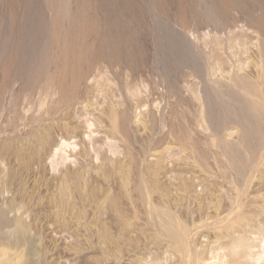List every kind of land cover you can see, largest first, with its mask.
Here are the masks:
<instances>
[{
	"label": "rangeland",
	"instance_id": "374dc122",
	"mask_svg": "<svg viewBox=\"0 0 264 264\" xmlns=\"http://www.w3.org/2000/svg\"><path fill=\"white\" fill-rule=\"evenodd\" d=\"M263 6L0 0V222L23 226L0 223V250L19 264H264V99L217 72L247 58L242 33L264 46Z\"/></svg>",
	"mask_w": 264,
	"mask_h": 264
},
{
	"label": "bare ground",
	"instance_id": "6f19581e",
	"mask_svg": "<svg viewBox=\"0 0 264 264\" xmlns=\"http://www.w3.org/2000/svg\"><path fill=\"white\" fill-rule=\"evenodd\" d=\"M225 1V0H224ZM231 1V0H230ZM237 1V0H236ZM228 2V1H227ZM250 2H251V0H250ZM229 3V2H228ZM253 3V2H252ZM224 5V4H223ZM229 4H227V6H228ZM239 4H237V6H238ZM242 5H244V3L242 4ZM263 5V4H262ZM225 6V5H224ZM233 6V5H232ZM232 6H231V8H232ZM245 7H248V6H245ZM253 7V6H252ZM264 7V6H263ZM223 8V7H222ZM225 8L226 7H224V10H223V12L225 11L226 12V10H225ZM249 8V7H248ZM211 9V8H210ZM212 9H213V7H212ZM230 9V8H229ZM253 9L251 8V11H252ZM84 12V11H83ZM223 12H221V13H223ZM254 12V11H253ZM212 13H213V10H212ZM229 13V12H228ZM234 13H236L235 14V16H237V12H234ZM234 13H232V14H234ZM81 14V13H80ZM226 14V13H225ZM244 14H246V13H244ZM82 15H83V13H82ZM254 15H256V14H254ZM253 15V16H254ZM215 16H217V15H215ZM238 16H240L239 14H238ZM252 16V15H251ZM227 17H228V15H227ZM232 17V16H231ZM243 17V16H242ZM256 17V16H255ZM229 18V17H228ZM234 18V17H233ZM239 18H241V17H239ZM238 18V19H239ZM257 18H259V17H257ZM256 18V19H257ZM84 19V18H83ZM217 19V18H216ZM235 19V18H234ZM236 19H237V17H236ZM74 20H76V19H74ZM86 20V19H85ZM84 20V21H85ZM90 20V19H89ZM244 20V18L242 19V21ZM261 20V19H260ZM252 21V20H251ZM263 21V20H262ZM261 21V22H262ZM83 22V21H82ZM91 22H92V20H91ZM217 22H218V20H217ZM221 22V21H220ZM246 22V21H245ZM248 22V21H247ZM257 22H258V20H257ZM211 23V22H210ZM213 23V22H212ZM222 23V22H221ZM227 23V22H226ZM225 23V24H226ZM243 23H244V21H243ZM91 24V23H90ZM94 24H96L95 22H94ZM214 24V23H213ZM212 24V25H213ZM234 24V23H233ZM245 24V23H244ZM251 24V23H250ZM258 24H260V23H258ZM262 24V23H261ZM249 25V24H248ZM94 26V25H93ZM97 26V25H96ZM95 26V27H96ZM218 26V25H217ZM217 26H215L216 28H217ZM220 26V27H219ZM219 31H220V28H221V26H222V24H219ZM227 26H228V24H227ZM236 26V25H235ZM241 26H242V24H241ZM252 26H255V25H252ZM259 26V25H258ZM226 26H222V28L224 29ZM230 27H231V25H230ZM234 27V26H233ZM239 27V26H238ZM251 27V26H250ZM260 27V26H259ZM258 27V28H259ZM210 28H212V27H210ZM227 28V27H226ZM243 28H245L244 26H243ZM242 28V29H243ZM257 28V29H258ZM261 28H262V26H261ZM208 29V28H207ZM214 30H215V28H213ZM241 29V30H242ZM264 29V28H263ZM262 29V30H263ZM94 30V29H93ZM225 30V29H224ZM235 30H237V29H235ZM245 30V29H244ZM260 30V29H259ZM261 30V31H262ZM96 31V30H95ZM215 31H217V30H215ZM223 31V30H222ZM232 31V29L230 30V31H228V33L229 32H231ZM239 31H240V29H239ZM254 32V31H253ZM74 33V32H73ZM85 33V32H84ZM218 33V32H217ZM224 32H222V34H223ZM239 33V32H238ZM242 33V32H241ZM240 33V34H241ZM215 34V33H214ZM219 34V33H218ZM221 34V33H220ZM207 35H208V33H207ZM231 34H229V36H230ZM254 35H255V33H254ZM67 36H68V34H67ZM257 36V35H256ZM81 37V36H80ZM210 37V36H209ZM214 37V36H213ZM219 37H222V35L221 36H219ZM218 37V38H219ZM259 37H260V35H259ZM259 37L257 38V37H254L253 36V33L251 34V33H248V31L245 33H242V40L240 41V45L239 44H237V45H239L240 47L242 46H246V48H243V49H241L242 50V54L243 55H245V53L248 55H246L247 56V58L245 57V58H243V56H242V58L240 57V59H236L237 60V62H238V64H236L235 62V64H236V66H237V73H231L230 72V70H228L227 68L225 69H221V70H217V72H218V75H219V77H221L220 79L223 81V82H225V83H227L228 85H232V84H234L235 86H237V87H239V88H241L244 92H246L247 94H249V95H251V96H258V97H262L263 99H264V69H263V67H264V61H263V59H264V53H262L261 52V50H260V48H263V47H260V39H259ZM64 38V37H63ZM208 38V37H207ZM226 38V37H225ZM212 39V38H211ZM210 39V40H211ZM230 39V38H229ZM262 39V38H261ZM218 40V39H217ZM220 40V39H219ZM256 40V41H255ZM227 41V40H226ZM238 41V42H239ZM213 42V41H212ZM211 42V43H212ZM232 42H233V40H232ZM231 42V45H233L234 43H232ZM237 42V43H238ZM262 42H263V40H262ZM230 43V42H229ZM226 44V43H225ZM227 44H228V41H227ZM262 44V43H261ZM219 45H220V43H219ZM222 45V44H221ZM224 45V44H223ZM230 45V46H231ZM235 45V44H234ZM262 45H264V42H263V44ZM62 46V45H61ZM88 46V45H87ZM230 46H228V47H230ZM217 47V46H216ZM241 47V48H242ZM85 48H87V47H85ZM223 47L221 46V49H222ZM232 49L233 48H236V47H231ZM231 48H230V50H231ZM100 49V48H99ZM212 49H213V46H212ZM220 48H219V50H221ZM239 50V48H236L235 50ZM61 50V49H60ZM90 50V49H89ZM227 50V49H226ZM230 50H228V52L230 51ZM224 51V50H223ZM84 52V51H83ZM98 52H100V51H98ZM218 52H220V51H218ZM231 52V51H230ZM232 52H234V51H232ZM211 53H212V51H211ZM215 53V52H214ZM239 53L240 52H238V55H239ZM208 54V53H207ZM223 54H225L224 52H223ZM229 54V53H228ZM58 55V54H57ZM88 55H89V53H88ZM87 55V56H88ZM97 55V54H96ZM96 55H95V57H96ZM209 55V54H208ZM211 55H213V54H211ZM219 55H220V53H219ZM238 55H237V57H238ZM83 56H84V54H83ZM231 57V56H230ZM249 57V58H248ZM218 58V57H217ZM232 58V57H231ZM263 58V59H262ZM94 59V58H93ZM213 59V58H212ZM219 59H220V56H219ZM218 59V60H219ZM227 59V58H226ZM233 59V58H232ZM234 59V60H235ZM247 59H249L248 61H246ZM235 60V61H236ZM101 61H102V59H101ZM212 61V60H211ZM216 61H217V59H216ZM220 61H223V60H220ZM50 62V61H49ZM74 62V61H73ZM95 62V61H94ZM99 63H100V61H99ZM99 63H97V64H99ZM230 63H232V62H230ZM230 63H228V64H230ZM246 63L248 64V67L246 68ZM57 64V63H56ZM73 64V63H72ZM216 64V63H215ZM220 64H222L221 62H220ZM223 64H224V62H223ZM226 64V63H225ZM234 64V65H235ZM245 64V67L243 66ZM49 65V64H48ZM80 65V64H79ZM96 65V64H95ZM217 65V64H216ZM215 65V66H216ZM219 65V64H218ZM217 65V66H218ZM233 65V64H232ZM57 66H58V64H57ZM212 66V65H211ZM211 66H210V68H211ZM214 66V67H215ZM38 67V66H37ZM94 67V66H93ZM98 66L96 65V68H97ZM222 67V66H221ZM223 67H225L224 65H223ZM230 67V66H229ZM233 67V66H232ZM41 68V66L39 67V69ZM59 68V67H58ZM208 68H209V66H208ZM8 69H9V66H8ZM211 69H213V66H212V68ZM218 69V68H217ZM233 69V68H232ZM234 69L236 70V68L234 67ZM234 69H233V71H234ZM90 70V69H89ZM95 70V69H94ZM209 70V69H208ZM214 70H216V69H213V71ZM9 71V70H8ZM39 71V70H38ZM41 71H42V68H41ZM232 71V72H233ZM10 72V71H9ZM209 73H210V71H208ZM8 73V72H7ZM95 73V72H94ZM212 73V72H211ZM210 73V74H211ZM215 72H213V77H215V74H214ZM54 74V73H53ZM56 74H58V73H56ZM77 75V74H76ZM95 75V74H94ZM56 76V75H55ZM210 76V75H209ZM217 76V75H216ZM49 77V76H48ZM212 77V78H213ZM50 78V77H49ZM49 78H47V80L49 79ZM52 78V77H51ZM54 78V77H53ZM56 78V77H55ZM89 78V77H88ZM216 78V77H215ZM214 78V79H215ZM56 79H58V76H57V78ZM50 80V79H49ZM64 80V79H63ZM58 81V80H57ZM210 81V80H209ZM64 82V81H63ZM62 82V83H63ZM218 82H219V80H218ZM50 83H51V80H50ZM54 81H53V84L52 85H54ZM61 83V82H60ZM67 84V83H66ZM89 84V82L87 83V85ZM50 85V84H49ZM86 85V86H87ZM91 85V84H90ZM89 85V86H90ZM228 85H226V86H228ZM233 85V86H234ZM222 86H225V85H222ZM225 86V87H226ZM48 87V86H47ZM211 87V86H210ZM221 87V86H220ZM53 88V87H52ZM74 88V87H73ZM212 88V87H211ZM228 88H230V86L228 87ZM51 89V88H50ZM65 89V88H64ZM68 89V88H67ZM72 89V88H71ZM240 89V90H241ZM239 90V89H238ZM237 90V91H238ZM239 90V91H240ZM45 91V90H44ZM68 91V90H67ZM82 91V90H81ZM88 91H90V90H88ZM210 91V90H209ZM218 91V90H217ZM232 91V90H231ZM46 92V91H45ZM91 92H93V89H92V91ZM91 92H87L88 94H90ZM211 92V91H210ZM210 92H209V94H210ZM224 92V91H223ZM44 93V92H43ZM48 93V92H47ZM227 93V92H226ZM230 93V92H229ZM233 93V92H232ZM232 93H230V94H232ZM46 94V93H45ZM49 94V93H48ZM50 94H51V92H50ZM44 95V94H43ZM83 95V94H82ZM225 95V94H224ZM228 94H226V96H227ZM236 95V94H235ZM241 95V94H240ZM46 96V95H45ZM49 96V95H48ZM84 96V95H83ZM89 96H91V95H89ZM231 96H233V95H231ZM53 97V96H52ZM51 97V98H52ZM85 97V96H84ZM88 97V96H87ZM87 97H86V99H87ZM218 97H219V95H218ZM221 97V96H220ZM237 97V96H236ZM246 97V96H245ZM44 98V97H43ZM58 98V97H57ZM56 98V99H57ZM71 97H69V99H70ZM230 98H232V97H230ZM45 99V98H44ZM53 100H54V98H52ZM56 99H55V101H56ZM74 99V98H73ZM79 99H81V98H79ZM233 99H235V98H233ZM248 99V98H247ZM252 99H254V98H252ZM72 100V99H71ZM83 100V99H82ZM88 100H91V99H89L88 98ZM251 100V99H250ZM256 100V99H255ZM55 101H52V102H55ZM67 102H68V99L66 100ZM84 101H86V100H84ZM249 101V100H248ZM247 101V102H248ZM257 101H259V100H257ZM256 101V102H257ZM262 101V100H261ZM58 102V101H57ZM216 102H217V100H216ZM228 101H226V103H227ZM241 102V101H240ZM256 102H253V104H251V106L250 107H248V109H249V111H252V112H255V113H257L259 116H260V114L262 113L261 112V109H260V106H259V104L258 103H256ZM260 102V101H259ZM85 103V102H84ZM211 103H213V102H211ZM237 103V102H236ZM235 103V104H236ZM246 103V102H245ZM43 104V103H42ZM46 104V103H45ZM75 104H76V102H75ZM214 104V103H213ZM212 104V105H213ZM228 104V103H227ZM52 105V104H51ZM57 105V103L55 104V106ZM59 105H62V101H61V104H59ZM59 105H58V108H59ZM73 106H74V104H72ZM230 105V104H229ZM234 105V104H233ZM247 105V104H246ZM52 107V106H51ZM54 107V106H53ZM53 107H52V109H53ZM65 107V106H64ZM63 107V108H64ZM48 108V107H47ZM55 108H57V107H55ZM71 108H72V106H71ZM226 108V107H225ZM47 110V109H46ZM58 110V109H57ZM56 110V111H57ZM73 110H74V108H73ZM262 110H264V109H262ZM53 111V110H52ZM66 111V110H65ZM243 111V110H242ZM245 111V110H244ZM48 112H50V114H51V111H50V109L48 110ZM47 112V113H48ZM55 112V111H54ZM54 112H53V114H54ZM58 112V111H57ZM66 112H68V111H66ZM43 113V112H42ZM42 113L40 114L41 115V117L44 115H42ZM60 113V112H59ZM71 114H72V111L70 112ZM69 113V114H70ZM246 113V112H245ZM68 114V113H67ZM70 114V115H71ZM39 115V116H40ZM239 115V114H238ZM45 116H46V114H45ZM47 116H49L50 117V115L48 114ZM62 116V115H61ZM68 116V115H67ZM253 116H255V115H253ZM230 117H232V116H230ZM40 118V117H39ZM48 118V117H47ZM47 118H45V119H47ZM59 118V117H58ZM57 118V119H58ZM242 120H243V131H242V138L243 139H247V140H250V139H253L257 134H259L260 132H262L261 130H259V129H252L251 127H250V125H249V120L251 119H249V117L247 116V115H242ZM44 119V120H45ZM70 119V118H69ZM68 119V120H69ZM72 119V118H71ZM70 119V120H71ZM65 120V119H64ZM73 120H74V118H73ZM73 120H71V121H73ZM258 120V119H257ZM43 121V120H42ZM41 121V122H42ZM53 121H55V119L53 120ZM62 121V118H61V120L59 121V122H61ZM75 121V120H74ZM37 122H39V121H37ZM52 122V121H51ZM237 122H239V121H237ZM48 123H50V122H48ZM56 123V122H55ZM62 123V127H61V129H64V130H66V129H68L69 131H70V133L69 134H71V132H77L78 133V129H79V124H77V121H75V122H70V121H63V122H61ZM258 124H259V122H258ZM52 125V124H51ZM55 125H57L58 126V123L57 124H55ZM253 125V124H252ZM262 125V124H261ZM264 126V125H263ZM50 128H51V126H49ZM54 128H55V126H54ZM60 128V126L58 127V129ZM53 129V128H52ZM52 129H50V130H52ZM61 129H59V131L61 130ZM220 129V128H219ZM261 129H262V126H261ZM59 131H57V132H59ZM80 131V130H79ZM67 132V131H66ZM235 132H236V130L235 131H233L232 133H234L233 135H236L235 134ZM64 133V132H63ZM62 133V134H63ZM74 133V134H75ZM83 134V133H82ZM226 136H228V134H225ZM229 135H231V134H229ZM65 136H67V135H65ZM225 136V137H226ZM64 137V136H63ZM76 137H80L81 138V140H82V137L83 136H81L80 134H78V136H76ZM233 137V136H232ZM231 137V138H232ZM237 137H238V135H237ZM66 138H68V137H66ZM227 139H229V138H227ZM220 140V139H219ZM232 140H234V139H232ZM231 140V141H232ZM228 141V140H227ZM222 142V141H221ZM250 142V141H249ZM84 143V142H83ZM226 143V142H225ZM225 143H223V144H225ZM246 143V142H245ZM241 144V143H240ZM70 144H68V143H64L63 144V146L62 147H64V146H69ZM252 145V144H251ZM222 147V146H221ZM232 147V146H231ZM222 148H224V147H222ZM248 148H249V146H248ZM236 150H238V149H236ZM246 150H249V149H246ZM59 151V150H58ZM230 151V150H229ZM57 152V151H56ZM226 152V151H225ZM231 152H234V151H231ZM239 153H240V151H238ZM242 153V152H241ZM230 154V153H229ZM82 155H83V153H82ZM238 155H240V154H238ZM243 155V154H242ZM232 158H239V157H237V154H236V152H234V153H231V155H230ZM244 157V156H243ZM237 161V160H236ZM235 161V162H236ZM243 160H240L239 159V162H240V166L242 167V166H244V164L243 163H245V162H242ZM245 161V160H244ZM238 162V161H237ZM260 164V163H259ZM246 166H248V165H246ZM258 166V165H257ZM264 166V165H263ZM262 166V167H263ZM248 168V167H247ZM260 168H261V166H260ZM259 168V169H260ZM236 169V168H235ZM241 169V168H240ZM242 171L244 170V169H241ZM245 170H246V168H245ZM248 170V169H247ZM262 170H264V169H262ZM240 172V171H239ZM245 172V171H244ZM256 172V171H255ZM243 173V172H242ZM245 174V173H244ZM247 174V173H246ZM245 174V175H246ZM262 175V174H261ZM244 176V175H243ZM245 177V176H244ZM260 178V177H259ZM261 181V180H260ZM263 187H264V185H263ZM218 190V189H217ZM215 194V193H214ZM216 196H219V195H216ZM97 201H99V200H97ZM102 201V200H101ZM197 201V200H196ZM94 202H96V201H94ZM100 202V201H99ZM254 202V201H253ZM257 202V201H256ZM97 203V202H96ZM95 203V204H96ZM217 203V202H216ZM99 206V205H98ZM213 206V205H212ZM258 206V205H257ZM103 207V206H102ZM99 208V207H98ZM215 208V207H214ZM205 209V208H204ZM217 211V210H216ZM220 214H221V212H219ZM252 213V212H251ZM14 216V215H13ZM244 218V217H243ZM246 218V217H245ZM248 218V217H247ZM238 220H239V218H238ZM16 221H17V219H11V218H8L7 217V214H2V216H1V224H5V223H14V224H16ZM20 221V220H19ZM18 221V222H19ZM17 222V223H18ZM20 223V222H19ZM24 224V223H23ZM22 224H16V226H21ZM171 225V224H170ZM170 225H168V226H170ZM251 226V225H250ZM23 226H21V228H22ZM246 227H248V226H246ZM236 228H238V227H236ZM248 228H250V227H248ZM254 228V227H253ZM7 229V228H6ZM235 229V228H234ZM246 229V228H245ZM231 230V229H230ZM251 230V229H250ZM253 230V229H252ZM12 231H13V229H12ZM18 231H20V233H21V229H18ZM24 231H26V229H24ZM229 231V230H228ZM232 231V230H231ZM234 231V230H233ZM232 231V232H233ZM7 232H10V231H7ZM223 232H225V231H223ZM230 232V231H229ZM228 232V233H229ZM19 233V232H18ZM177 233V232H176ZM228 233L226 234V235H228ZM244 233H245V231H244ZM26 234V233H25ZM108 234V233H107ZM222 234V233H221ZM230 234V233H229ZM232 234V233H231ZM230 234V235H231ZM234 234V233H233ZM8 235V234H7ZM9 235H10V233H9ZM235 235V234H234ZM238 235H240V234H238ZM13 236V235H12ZM185 236V235H184ZM224 237H225V234L223 235ZM222 236V237H223ZM232 236V235H231ZM237 236V235H236ZM221 237V238H222ZM227 237H230V236H227ZM9 238V237H8ZM11 238V237H10ZM15 238V237H14ZM16 238H18V237H16ZM15 238V239H16ZM19 238H21V237H19ZM172 238V237H171ZM219 238H220V236H219ZM232 237H230V239H231ZM235 238V237H234ZM238 238V237H237ZM6 239V238H5ZM12 239H13V237H12ZM15 239H13V240H15ZM174 239V238H173ZM218 239V238H217ZM226 239V238H225ZM19 240V239H18ZM224 240V239H223ZM227 240V239H226ZM225 240V241H226ZM232 240V239H231ZM244 240H246V239H244ZM8 241V240H7ZM12 241V240H11ZM227 241H229V239L227 240ZM237 241V240H236ZM241 241H243L242 239H241ZM241 241L239 240V242L241 243ZM20 242H21V240H20ZM234 242V241H233ZM245 242V241H244ZM10 243V242H9ZM222 243V242H221ZM227 243V242H226ZM239 243V245H241ZM243 243V242H242ZM28 244V243H27ZM176 244V243H175ZM238 245V244H237ZM236 245V243H235V245H233V246H237ZM13 246V245H12ZM20 246V245H19ZM242 246H244V245H242ZM174 247V246H173ZM238 247V246H237ZM30 248V247H29ZM176 248H177V245H176ZM236 248V247H235ZM240 248H242V247H240ZM245 248H246V246H245ZM9 249H11V248H9ZM244 249V248H243ZM178 250V249H177ZM30 251H31V249H30ZM176 251V250H175ZM174 251V252H175ZM177 252V251H176ZM179 252H180V250H179ZM178 252V253H179ZM17 253V252H16ZM16 253H9L8 251H2V250H0V264H19V260H21V258H20V256L18 255V254H16ZM29 253V252H28ZM177 253V254H178ZM246 253V252H245ZM198 254V253H197ZM196 254V255H197ZM180 255H181V253H180ZM193 255V254H192ZM234 255H232L231 256V259H232V257H233ZM236 256H241V255H236ZM24 257V256H23ZM178 257V256H177ZM181 257V256H180ZM200 257V256H199ZM181 259H183L184 260V258H181ZM197 259V258H196ZM235 259H236V257H235ZM234 259V260H235ZM29 260V259H28ZM183 260H181V261H183ZM238 260V259H237ZM243 260V259H242ZM30 261V260H29ZM36 261V260H35ZM198 261H199V259H198ZM203 261V260H202ZM246 261V260H245ZM24 262V261H23ZM26 262V261H25ZM24 262V263H25ZM37 262V261H36ZM201 262V261H200ZM205 262V261H204ZM235 262V261H234ZM23 263V264H24ZM179 263H181L180 261H179ZM182 264V263H181ZM190 264V263H189ZM204 264V263H203ZM206 264V263H205ZM208 264V263H207ZM223 264H225V263H223Z\"/></svg>",
	"mask_w": 264,
	"mask_h": 264
}]
</instances>
